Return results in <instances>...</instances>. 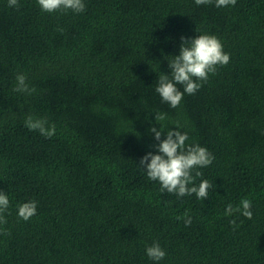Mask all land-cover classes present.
I'll list each match as a JSON object with an SVG mask.
<instances>
[{
    "label": "trees",
    "instance_id": "obj_1",
    "mask_svg": "<svg viewBox=\"0 0 264 264\" xmlns=\"http://www.w3.org/2000/svg\"><path fill=\"white\" fill-rule=\"evenodd\" d=\"M18 2L0 0V191L10 200L0 264H264V0H84L80 13ZM204 34L230 62L172 108L158 77L181 37ZM19 74L31 95L13 90ZM27 115L55 135L29 130ZM153 126L214 155L195 178L213 184L207 199L148 178L140 161L159 154ZM245 198L252 219L225 215ZM32 200L37 214L24 221L18 205ZM156 242L160 261L146 253Z\"/></svg>",
    "mask_w": 264,
    "mask_h": 264
},
{
    "label": "clouds",
    "instance_id": "obj_2",
    "mask_svg": "<svg viewBox=\"0 0 264 264\" xmlns=\"http://www.w3.org/2000/svg\"><path fill=\"white\" fill-rule=\"evenodd\" d=\"M213 0H195L196 5H209ZM237 0H215V6L228 7L235 6ZM42 11L55 13L58 11L71 10L80 13L86 10L84 0H38ZM9 7L19 9L18 0H8ZM180 54L178 56L168 57L169 74H161L158 77L156 92L162 98V101L168 103L172 108H177L185 93L188 95L195 94L202 84L197 81L207 82L209 75L216 74L219 67L227 66L230 62V54L224 51L223 43L215 35H198L196 38L188 39L181 37ZM16 92L27 93L31 95L35 88H30L27 84V76L19 74L16 77ZM177 85L183 86V91ZM166 119V114L156 113V121ZM25 126L29 130L39 131L46 138H51L56 133V126L48 125L44 118L27 115ZM179 129V127H176ZM150 132L154 134L155 139L159 142L156 148L157 153L151 152L145 155L140 161V167L147 173L151 181H158L161 184V192L175 194L178 197L192 196L195 194L197 199H207L209 191L213 189V184L204 179L195 185V178L203 175L197 169L210 166L215 157L206 148L199 144L186 145L189 139L186 132L167 130V138L162 139L165 132L162 126L157 129L153 126ZM138 135V134H137ZM195 172V176H193ZM216 187V186H215ZM10 207L9 196L0 191V224H6L5 213ZM252 202L245 198L240 201V205L233 207L229 204L225 210V215L240 213L247 219L253 218L251 211ZM38 204L35 200L18 205V216L24 221L30 220L37 214ZM185 225L192 224V218L185 213ZM233 226L236 221H231ZM147 256L154 260L160 261L166 257L165 250L162 249L158 242L146 248Z\"/></svg>",
    "mask_w": 264,
    "mask_h": 264
}]
</instances>
